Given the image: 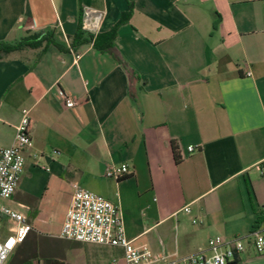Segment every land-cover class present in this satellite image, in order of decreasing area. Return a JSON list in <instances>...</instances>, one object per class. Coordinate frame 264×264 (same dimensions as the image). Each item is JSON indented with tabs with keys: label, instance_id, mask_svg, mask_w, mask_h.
Returning <instances> with one entry per match:
<instances>
[{
	"label": "crops",
	"instance_id": "1",
	"mask_svg": "<svg viewBox=\"0 0 264 264\" xmlns=\"http://www.w3.org/2000/svg\"><path fill=\"white\" fill-rule=\"evenodd\" d=\"M84 6L103 12L95 42ZM33 33L48 40L0 58V144L24 109L32 141L2 201L31 226L16 246L51 214L49 251L26 264L122 255L58 236L77 187L118 204L125 237L154 255L179 259L252 229L264 213V0H0V41ZM121 163L130 174L104 175ZM16 225L1 217L0 240ZM239 264H264V253L248 246Z\"/></svg>",
	"mask_w": 264,
	"mask_h": 264
},
{
	"label": "built area",
	"instance_id": "2",
	"mask_svg": "<svg viewBox=\"0 0 264 264\" xmlns=\"http://www.w3.org/2000/svg\"><path fill=\"white\" fill-rule=\"evenodd\" d=\"M103 12L88 6L82 7L80 26L83 32L91 36L92 40L100 31ZM250 74L249 71L246 72ZM58 95L64 99L66 106H74L77 100L68 97L58 89ZM28 110H22L19 124L11 145L0 144V218L7 217L17 225L13 234L5 240H0V264H5L17 243L21 242L31 226L27 224L23 213L3 204L14 193L21 178L25 156L24 150L31 146L32 141L28 133ZM195 150L194 146L187 147L188 152ZM264 175V162L257 166ZM131 173L126 163L108 166L104 175L119 179ZM188 211V207H184ZM58 236L83 243L98 244L122 249L120 257H113L111 264H227L233 261L250 246L256 253H264V223L252 228L243 236L224 239L221 236L210 237L206 250L185 255L179 259H172L165 254L154 255L149 249L135 245L124 234V226L119 205L104 196L77 187L73 190L69 207L61 224Z\"/></svg>",
	"mask_w": 264,
	"mask_h": 264
},
{
	"label": "rangeland",
	"instance_id": "3",
	"mask_svg": "<svg viewBox=\"0 0 264 264\" xmlns=\"http://www.w3.org/2000/svg\"><path fill=\"white\" fill-rule=\"evenodd\" d=\"M46 219V224L43 225V228L40 230L42 235L32 237L22 245L18 244L6 260L5 264H26L36 258H41L42 255L49 251L44 236L51 234V214L48 215Z\"/></svg>",
	"mask_w": 264,
	"mask_h": 264
},
{
	"label": "trees",
	"instance_id": "4",
	"mask_svg": "<svg viewBox=\"0 0 264 264\" xmlns=\"http://www.w3.org/2000/svg\"><path fill=\"white\" fill-rule=\"evenodd\" d=\"M118 25L119 24H116L111 29V34H110L111 36L115 35ZM97 36H98V34L92 40L91 36L88 35V39L95 42V39ZM47 40H48V38H47L46 34L33 33V34H29V35L21 37L17 42H14V43H8V42L0 41V58L2 56L12 52V51L20 50V49H23L25 47L36 48V47L40 46L43 41H47ZM115 58L120 63H122V61L117 56H115ZM129 74L132 76L131 72H129ZM172 148H173V154L175 157V161L179 162L180 157L177 154V147L173 144ZM262 223H264V213H258L257 217H256V219L252 225V228L257 227V226L261 225ZM227 264H239V258H236L233 261L228 262Z\"/></svg>",
	"mask_w": 264,
	"mask_h": 264
}]
</instances>
